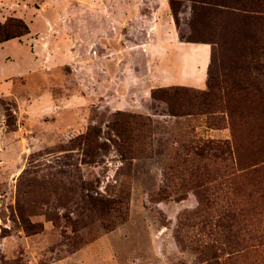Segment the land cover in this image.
I'll return each mask as SVG.
<instances>
[{
  "label": "rangeland",
  "instance_id": "rangeland-1",
  "mask_svg": "<svg viewBox=\"0 0 264 264\" xmlns=\"http://www.w3.org/2000/svg\"><path fill=\"white\" fill-rule=\"evenodd\" d=\"M190 16L189 0L178 26L168 0H0L29 30L0 41V264H264V171L211 146L231 143L227 114L150 95L185 72L181 93L206 89L210 45L179 48Z\"/></svg>",
  "mask_w": 264,
  "mask_h": 264
},
{
  "label": "trees",
  "instance_id": "trees-1",
  "mask_svg": "<svg viewBox=\"0 0 264 264\" xmlns=\"http://www.w3.org/2000/svg\"><path fill=\"white\" fill-rule=\"evenodd\" d=\"M182 1L168 0L176 26ZM191 16L189 33L180 40L210 45L206 71V89L193 92L186 86L173 85L153 88L152 98L164 100L174 116L182 107H194L201 113H214L216 108L227 114L231 130V143L214 142L223 159L236 160L249 173L264 171V46L261 48L257 31L264 26V0H189ZM28 26L19 18L9 17L0 22V41L28 33ZM262 50V52H260ZM262 55L263 60L259 59ZM221 111V110H220ZM192 112H182L188 115ZM10 113L8 114V116ZM8 121V120H7ZM7 125H13L8 122ZM121 135V128L113 127ZM84 133H67L69 142L79 145ZM91 140L93 145L94 140ZM251 168V169H249ZM88 202L100 215L111 207L110 199L90 196ZM210 264H221L213 259Z\"/></svg>",
  "mask_w": 264,
  "mask_h": 264
},
{
  "label": "crops",
  "instance_id": "crops-1",
  "mask_svg": "<svg viewBox=\"0 0 264 264\" xmlns=\"http://www.w3.org/2000/svg\"><path fill=\"white\" fill-rule=\"evenodd\" d=\"M178 43H179V45H181V46H179V48L182 49V50H185L186 47H188L189 45H204V44H206V43H191V42H184V41H181V42L179 41ZM207 45H208V44H207ZM209 53H210V46H209ZM208 62H209V60H208ZM207 65H208V64H207ZM206 71H207V70H206ZM71 74H72V73H70V75H71ZM68 77H69V76H68ZM92 77H93V79H95V76L92 75ZM77 80H78V84H79V86H81L82 88L85 87V86H87L84 77L80 78V76H79V77L77 76ZM97 83H98V82H97ZM179 84H180V85H187V86H193V87H196L195 84L192 83L191 75H190L189 72H185V75H184V77H183V81L180 82ZM198 88H201V87H198ZM87 90H88V89L84 90V91H85V94H81V95H78V96H77V98H79V99L77 100V103H82V104H83L84 102H88V101L92 98V96H90V94L88 93ZM67 98H69V97H66V99H67ZM78 101H79V102H78Z\"/></svg>",
  "mask_w": 264,
  "mask_h": 264
}]
</instances>
